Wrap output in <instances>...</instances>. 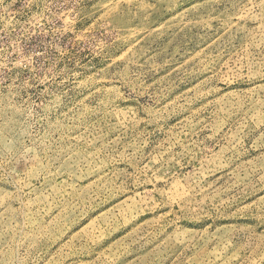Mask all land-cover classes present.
<instances>
[{
  "label": "rangeland",
  "instance_id": "1",
  "mask_svg": "<svg viewBox=\"0 0 264 264\" xmlns=\"http://www.w3.org/2000/svg\"><path fill=\"white\" fill-rule=\"evenodd\" d=\"M0 264H264V0H0Z\"/></svg>",
  "mask_w": 264,
  "mask_h": 264
}]
</instances>
